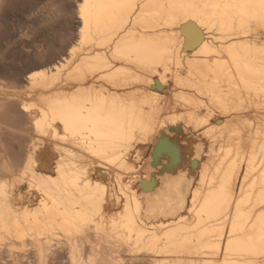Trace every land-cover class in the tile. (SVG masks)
Here are the masks:
<instances>
[{
  "label": "bare ground",
  "instance_id": "bare-ground-1",
  "mask_svg": "<svg viewBox=\"0 0 264 264\" xmlns=\"http://www.w3.org/2000/svg\"><path fill=\"white\" fill-rule=\"evenodd\" d=\"M121 2L81 0L64 55L0 88L22 144L0 155V261L264 264V25L223 7L259 0Z\"/></svg>",
  "mask_w": 264,
  "mask_h": 264
},
{
  "label": "rangeland",
  "instance_id": "rangeland-1",
  "mask_svg": "<svg viewBox=\"0 0 264 264\" xmlns=\"http://www.w3.org/2000/svg\"><path fill=\"white\" fill-rule=\"evenodd\" d=\"M80 1L0 0V88H13L17 80H24L32 71L51 66L64 55L80 24ZM16 136L20 137V133L13 134L9 129L0 131V155L6 152L14 158L21 153V139ZM150 148L147 145L143 153L147 155ZM116 210L111 209V212ZM56 262L64 263L63 259L53 264ZM5 263L10 264V261H0V264Z\"/></svg>",
  "mask_w": 264,
  "mask_h": 264
},
{
  "label": "snow or ice",
  "instance_id": "snow-or-ice-1",
  "mask_svg": "<svg viewBox=\"0 0 264 264\" xmlns=\"http://www.w3.org/2000/svg\"><path fill=\"white\" fill-rule=\"evenodd\" d=\"M110 8H119L123 10H128L131 12L139 13L142 10V5H138L135 3V0H122L121 3L119 4H111L108 5ZM205 7H208L207 5ZM212 7H220L219 5H212ZM224 8H229V7H235L237 9H255L259 8L258 13H248L245 11H241L238 13L237 17L233 19V25H236L237 23L241 26L244 27L246 24H251L253 20H255L258 24L264 25V0H259L258 4H236V5H223ZM90 8V4L88 2H84L83 7L80 9L81 15L84 18L85 22V27H87V21H88V14L87 10ZM195 19V17H193ZM185 28H188L190 30V38L193 40H196L199 36V33L195 31L194 27L190 23H186L184 25ZM120 53V48L117 46L116 53L114 55H117ZM65 123V131L68 130V120L63 121ZM88 123L93 124V134L97 136V140H103V139H109V137L105 136L103 133L100 131L95 130V122L93 121H86ZM122 135H125L126 133L121 132ZM6 185L5 184H0V194L4 192ZM224 196L227 198L228 192L225 189L224 190ZM195 203V201H193ZM237 212L239 213V205L237 204ZM253 219H258L260 220L261 224L264 225V207L260 209L259 215L253 217ZM251 223V220L249 221ZM93 223L91 220L86 221L85 224H91ZM235 227V225H234ZM262 244H264V237L261 238ZM231 243V241H229Z\"/></svg>",
  "mask_w": 264,
  "mask_h": 264
}]
</instances>
